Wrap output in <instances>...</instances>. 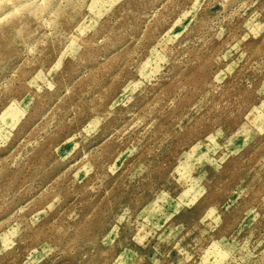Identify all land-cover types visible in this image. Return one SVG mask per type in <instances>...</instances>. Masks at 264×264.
<instances>
[{
    "label": "rangeland",
    "instance_id": "1",
    "mask_svg": "<svg viewBox=\"0 0 264 264\" xmlns=\"http://www.w3.org/2000/svg\"><path fill=\"white\" fill-rule=\"evenodd\" d=\"M0 264H264V0H0Z\"/></svg>",
    "mask_w": 264,
    "mask_h": 264
}]
</instances>
